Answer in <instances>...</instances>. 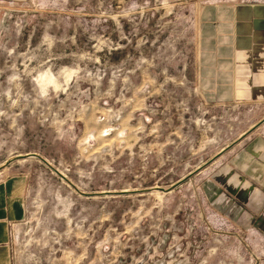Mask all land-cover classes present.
I'll use <instances>...</instances> for the list:
<instances>
[{
	"label": "rangeland",
	"instance_id": "1",
	"mask_svg": "<svg viewBox=\"0 0 264 264\" xmlns=\"http://www.w3.org/2000/svg\"><path fill=\"white\" fill-rule=\"evenodd\" d=\"M198 14L0 0V168L34 153L74 186L36 159L0 170L27 184L14 264H264V102L200 85Z\"/></svg>",
	"mask_w": 264,
	"mask_h": 264
},
{
	"label": "crops",
	"instance_id": "2",
	"mask_svg": "<svg viewBox=\"0 0 264 264\" xmlns=\"http://www.w3.org/2000/svg\"><path fill=\"white\" fill-rule=\"evenodd\" d=\"M198 7L200 85L218 104L264 102V0H177ZM26 180H0V264H14L11 233L25 217Z\"/></svg>",
	"mask_w": 264,
	"mask_h": 264
},
{
	"label": "water",
	"instance_id": "3",
	"mask_svg": "<svg viewBox=\"0 0 264 264\" xmlns=\"http://www.w3.org/2000/svg\"><path fill=\"white\" fill-rule=\"evenodd\" d=\"M263 122H264V119L262 121H260L256 125V127L261 125ZM26 159H36V160L42 162L46 167H48L50 170H52V172H54L59 178H61L63 181L68 182L70 184V182L66 179V177L64 175H62L58 170L54 169L50 165V163H48L46 160H44L43 158H41L40 156H38V155H36L34 153L14 156L11 159H9L5 163V165L2 168H0V170H3L6 166H8L12 162H18V161H22V160H26ZM190 178H191V175H188V176L182 178L181 180H178L176 183L172 184L168 189L157 187V188H154V189L134 190V191L123 190V191H118V192H116V191H114V192L107 191V192H100V193L79 192V194L84 196V197H105V196H129V195H136V194L147 193V192L169 193V192L177 189L178 187H180L182 184H184ZM70 185L73 186L72 184H70Z\"/></svg>",
	"mask_w": 264,
	"mask_h": 264
}]
</instances>
